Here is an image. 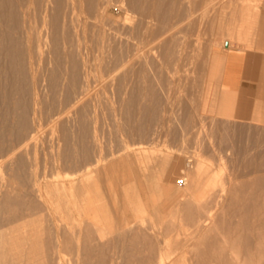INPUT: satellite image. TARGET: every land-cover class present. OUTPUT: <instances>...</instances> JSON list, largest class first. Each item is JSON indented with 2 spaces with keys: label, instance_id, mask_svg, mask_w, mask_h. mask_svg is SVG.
Wrapping results in <instances>:
<instances>
[{
  "label": "rangeland",
  "instance_id": "1",
  "mask_svg": "<svg viewBox=\"0 0 264 264\" xmlns=\"http://www.w3.org/2000/svg\"><path fill=\"white\" fill-rule=\"evenodd\" d=\"M0 10L11 23L16 78L12 97L0 92V159L11 153L0 174L13 185L0 182V235L14 237L28 216L25 228L53 231L60 214H40L28 190L34 176L41 184L50 171L62 177L81 162L122 157L124 188L102 202L111 216L125 210L141 236L109 233L115 239L99 243L95 264H155L158 251L163 264H241L228 244L215 262L205 252L221 250L214 243L226 233L239 258L255 244L264 220V102L250 118L235 117L212 66L227 46L264 55V0H0ZM184 203L208 216L199 231ZM62 220L79 225L73 215Z\"/></svg>",
  "mask_w": 264,
  "mask_h": 264
},
{
  "label": "bare ground",
  "instance_id": "2",
  "mask_svg": "<svg viewBox=\"0 0 264 264\" xmlns=\"http://www.w3.org/2000/svg\"><path fill=\"white\" fill-rule=\"evenodd\" d=\"M1 2H2V0H1ZM72 2H73V0H72ZM71 5H73V3ZM0 11L2 13V10H0ZM4 19H7V18H4ZM4 19L1 20V18H0V78L3 79V80H1L3 82V84H2L3 86L0 84L3 89H0V92L2 90L1 93H4V95H6V96H3L2 98L6 97L4 99H7L10 96L12 97V93H11L12 89L11 88L13 85V80L16 78L13 77V75H14V73H13V71H14L13 70L14 60H13V55H12L13 54L12 53V51H13L12 50V45H13L12 44L13 43V40H12L13 37L12 36H13V34L11 33L12 31L10 30V26H11L10 24L11 23L8 22V19L7 20H4ZM24 19H23V22H24ZM29 20H30V18H29ZM42 22H43V20H42ZM43 24H44V22H43ZM43 24H42V26H44V27L47 26L46 24L45 25H43ZM40 30H42V29H40ZM26 31H28V30L26 29ZM43 33H45V32L43 31ZM33 34H35V33H33ZM47 34L46 35L44 34V36L47 37ZM75 85H77V84H75ZM80 88H82V87H80ZM80 91H79L80 94H78V95H79V98L82 99L83 98L82 96H84L86 94V90L81 89ZM8 93H11V95L7 96ZM74 98H76V96ZM76 99L78 100V98H76ZM76 99H73V102L71 101L72 104H70L69 107L72 108L75 105V103L77 101ZM2 100L3 99H1V102H2ZM6 105H8L7 102H6ZM8 110H9V107H8L7 111ZM65 112H67V111H65ZM32 133H34V132H32ZM26 137H29L28 138L29 141L36 140L35 134H31L30 136H26ZM139 148H140L139 146H136L134 148L133 153L134 154L137 153V150H139ZM10 154H5V156H3V158L0 159V161L8 160V158L10 157ZM98 157H101V155H98ZM103 158H105V157H103ZM89 159L90 158H88V160ZM102 159L101 158H95L93 162H91L92 161L91 159L89 161L86 159L89 163H87V162L82 163L81 162L82 164L80 163L77 167L75 166L76 168L74 167L75 169L71 174L68 173L67 175H64L62 177H60L58 175V173H55V172L51 173V171H50V174L49 175L47 174L48 176L47 175L43 176L44 181L42 180V182H44V183L41 182L42 185L40 184V182H37V178L35 176L33 177V180L31 181V184L29 185L28 190H29V192L31 190L33 192L32 195H34L38 199V201L40 202V210H39L40 214H42L43 211H47L46 214L48 215V212L54 211V213H55V210H56V212H59L60 216L58 218L57 217L54 218L51 215L53 217V223H54L53 231H48L51 227H49L48 230H45L46 228L45 229L44 228H28L27 229V228H25L28 225L27 223L31 222L32 220L30 221L28 219L29 218L28 215H27L28 218L22 217L23 221L21 222V225L18 224L22 229H20L18 234H16L14 237H10L7 234L8 232L6 234L0 235V241L2 240V242L0 243V264H95L93 258H94V255L96 253V250H99V243H100V246H104L101 244L106 240L109 242V241L115 239V237H117L119 239L120 238H126L128 231H131L130 234L128 232L130 239H135V238H138V236H141V234H139V232H138L139 229H135V230L130 229L129 230V227L131 226V224L134 221L132 218H130V216H128V214L125 210L119 211L118 207H117V210L115 211V214H113V216H111L112 214H108L107 208L105 207L106 205H104V203L102 202V200H103L102 196H103V194H106V193L111 195L112 193H115L116 189L124 188V179H122L123 177L120 179H118L116 177V174H117L116 169L118 168L119 164H121V165L124 164V161H123L122 157H120L118 159V161L115 160L116 162L113 161L114 159L110 160L111 162L105 161V160L102 161ZM53 161H55V160H53ZM200 170H201L200 166L197 165L195 172H194V175H193L194 178H192V179H197L199 177ZM61 175H63V174H61ZM8 176L9 175L3 176L0 174V182L2 183L1 185H4L7 189H9L10 187L12 188V186H13L11 183V179H10L11 176L10 177H8ZM190 178H191V175H190ZM38 179H40V178H38ZM187 179H188V177H186V180ZM186 182L187 181H185V183ZM196 185H198V183ZM18 188H19V186H18ZM120 191H121V189H120ZM14 193L16 194V191ZM196 193H197V191H196ZM17 195H18V193H17ZM21 195H23V194H21ZM6 199H5V201H6ZM107 202H108V200H107ZM2 203H4V202H2ZM35 203H37V202H35ZM176 205H177V203H176ZM192 205L190 203H184L183 204L184 209L187 210V211H185L187 213L186 214L187 217L192 218V219L195 218V222H196V225H197V228L199 231L200 228H202L201 223L202 222L204 223V221L207 219L208 216L205 215L206 218H204L202 220L199 217H196L195 216L196 211L194 212ZM32 210H33V208H32ZM100 210L104 212V214H103L104 222L102 221V219L98 213ZM33 211H31V212H33ZM30 214L31 213H29V215ZM198 214H200V213H198ZM72 215L77 220L76 222H78V224H79L78 227L75 228L73 226V228H72V227H68L67 225H65V226H67V227H65V226H63V224L57 223V221H61L62 219L66 220V222H67V218H69V217L71 218ZM32 218H35V217L33 216ZM48 218H49V216H47V219ZM201 218H203V216ZM260 218H261V216H260ZM19 220H21V218H19ZM34 220L36 221L37 218ZM48 220H47V222H48ZM13 222H15L14 219H13ZM42 222H43V220H42ZM66 222H65V224H66ZM69 222H67V223L71 224L72 221L70 223ZM105 223H107V224H105ZM206 223H204V225ZM59 224H61V226L65 227V228L61 227L62 229H60ZM18 225H17V227H18ZM133 225L134 224H132V226ZM12 227H13V225H12ZM32 227H35V226H32ZM253 227H255V225ZM253 227H251V228H253ZM263 227H264V220H260L259 226L256 228V232H255V244H254L253 248L250 249L249 251H247L246 253H244V256H242L241 258L238 257L239 254H237L238 252L234 249V246H235L234 244H236V240H235L236 237L233 235H229L228 233L224 234L222 236V238L220 239V241L218 240L219 241L218 243H214V245L218 244L217 247H218V249H221V250H216V247H215L214 250L210 249L208 252H205V256L207 255L206 257H208L210 260H213L214 262L219 260V259H222L221 254H223L224 252L221 253V251L226 246V244H228L229 248H230L229 253H233V255L235 256L234 258H235V260H237V262L240 261L241 264H252V263L253 264H264V228ZM132 228H134V226ZM11 229H13V228H11ZM244 229H245V227H244ZM43 230L46 233V237H42V233L44 232ZM1 232H4V231H1ZM113 232H114L115 237L112 235V237H114V238L111 240H108L107 235H109V233L113 234ZM242 232H244V231L242 230ZM12 234H10V235H12ZM143 235H144V233H143ZM153 241H154V239H153ZM251 243H253V241ZM212 246H213V244H212ZM151 247H152V245H151ZM203 248H205V246H203ZM210 248H212V247H210ZM223 251H224V249H223ZM149 254L150 253H148V255ZM161 255L162 254H160L158 251V255H157L155 264H163V261H164L163 258L164 257L162 258ZM224 256L227 257L226 255H224ZM228 258H229V256H228ZM224 259L226 260L227 258H224ZM232 259H233V257H232ZM225 260H223V261H225ZM209 262L211 263L212 261H209ZM225 262H227V261H225ZM112 263H113V261L109 260L107 264H112ZM228 263L230 264L231 262L228 261ZM198 264H200V263H198Z\"/></svg>",
  "mask_w": 264,
  "mask_h": 264
},
{
  "label": "crops",
  "instance_id": "3",
  "mask_svg": "<svg viewBox=\"0 0 264 264\" xmlns=\"http://www.w3.org/2000/svg\"><path fill=\"white\" fill-rule=\"evenodd\" d=\"M241 14L251 16L245 10ZM264 34V26H263ZM213 72L228 110L235 117L248 119L256 106L264 102V55L235 46H227L220 57H214Z\"/></svg>",
  "mask_w": 264,
  "mask_h": 264
},
{
  "label": "built area",
  "instance_id": "4",
  "mask_svg": "<svg viewBox=\"0 0 264 264\" xmlns=\"http://www.w3.org/2000/svg\"><path fill=\"white\" fill-rule=\"evenodd\" d=\"M186 181V176L185 175H181L179 178H178V183L180 184H184Z\"/></svg>",
  "mask_w": 264,
  "mask_h": 264
}]
</instances>
